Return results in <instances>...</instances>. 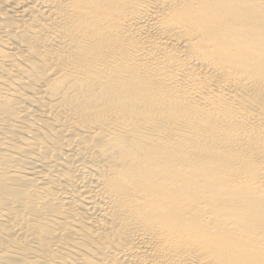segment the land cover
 Segmentation results:
<instances>
[{"label":"bare ground","instance_id":"6f19581e","mask_svg":"<svg viewBox=\"0 0 264 264\" xmlns=\"http://www.w3.org/2000/svg\"><path fill=\"white\" fill-rule=\"evenodd\" d=\"M0 264H264V0H0Z\"/></svg>","mask_w":264,"mask_h":264}]
</instances>
